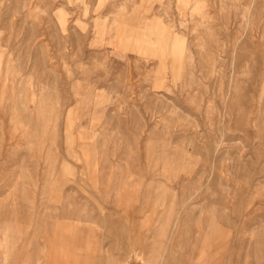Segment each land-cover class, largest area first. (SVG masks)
Returning <instances> with one entry per match:
<instances>
[{
  "label": "rangeland",
  "instance_id": "obj_1",
  "mask_svg": "<svg viewBox=\"0 0 264 264\" xmlns=\"http://www.w3.org/2000/svg\"><path fill=\"white\" fill-rule=\"evenodd\" d=\"M0 264H264V0H0Z\"/></svg>",
  "mask_w": 264,
  "mask_h": 264
}]
</instances>
